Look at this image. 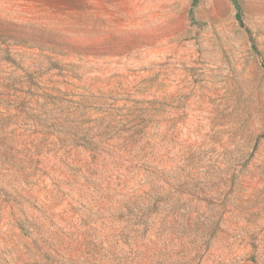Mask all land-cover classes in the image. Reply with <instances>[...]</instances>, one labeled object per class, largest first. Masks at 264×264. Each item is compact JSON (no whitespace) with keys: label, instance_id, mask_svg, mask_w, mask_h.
I'll return each instance as SVG.
<instances>
[{"label":"rangeland","instance_id":"374dc122","mask_svg":"<svg viewBox=\"0 0 264 264\" xmlns=\"http://www.w3.org/2000/svg\"><path fill=\"white\" fill-rule=\"evenodd\" d=\"M0 0V264H264V0Z\"/></svg>","mask_w":264,"mask_h":264},{"label":"trees","instance_id":"16d2710c","mask_svg":"<svg viewBox=\"0 0 264 264\" xmlns=\"http://www.w3.org/2000/svg\"><path fill=\"white\" fill-rule=\"evenodd\" d=\"M199 0H193V5L197 4ZM234 4L238 10V17H241V3L239 0H233Z\"/></svg>","mask_w":264,"mask_h":264}]
</instances>
